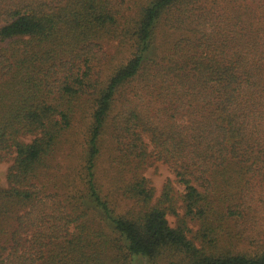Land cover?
I'll use <instances>...</instances> for the list:
<instances>
[{
	"label": "trees",
	"instance_id": "trees-1",
	"mask_svg": "<svg viewBox=\"0 0 264 264\" xmlns=\"http://www.w3.org/2000/svg\"><path fill=\"white\" fill-rule=\"evenodd\" d=\"M1 161L0 264H264V0H0Z\"/></svg>",
	"mask_w": 264,
	"mask_h": 264
},
{
	"label": "rangeland",
	"instance_id": "rangeland-1",
	"mask_svg": "<svg viewBox=\"0 0 264 264\" xmlns=\"http://www.w3.org/2000/svg\"><path fill=\"white\" fill-rule=\"evenodd\" d=\"M103 51L105 55L109 56L111 54L115 53L114 43H106L103 46ZM10 164V161H1L0 162V186L6 185V179L5 175L8 169V166ZM144 175L147 179L150 180L152 186L155 189V195L158 196L161 192L163 184L166 182V180L173 181V185L178 191L182 190V186L175 182V177L172 172L168 168V166L160 161H156L153 165L147 167L144 171ZM121 206H123V203L121 202ZM264 217L260 213L258 215V223L263 224L264 223ZM167 219L171 225L174 224V217L171 215L167 216ZM256 235V234H254ZM133 264H145V260L141 259L139 257L134 258Z\"/></svg>",
	"mask_w": 264,
	"mask_h": 264
}]
</instances>
